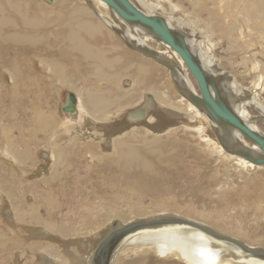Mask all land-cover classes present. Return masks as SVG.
<instances>
[{
  "label": "bare ground",
  "instance_id": "1",
  "mask_svg": "<svg viewBox=\"0 0 264 264\" xmlns=\"http://www.w3.org/2000/svg\"><path fill=\"white\" fill-rule=\"evenodd\" d=\"M76 1L0 0V75L11 83L0 93L14 98L3 110L13 119L22 98L33 114L24 127H36L18 143L3 134L1 153L16 168L0 163L10 219L35 250L29 260L97 264L98 247L120 232L108 264H264V166L238 155L261 158L258 146L212 120L181 59L146 27L99 0H86L90 8ZM129 1L183 37L219 100L264 138V0H184L185 9L165 0L184 23L158 4ZM218 43L231 54V72L213 56ZM48 88L66 91L57 112ZM34 167L37 177L16 181ZM84 184L99 206L87 220H49L47 208L59 205L53 190ZM124 189L150 193L144 209L158 210L118 213ZM17 190L32 195L26 210ZM135 222L142 227L124 233Z\"/></svg>",
  "mask_w": 264,
  "mask_h": 264
},
{
  "label": "rangeland",
  "instance_id": "2",
  "mask_svg": "<svg viewBox=\"0 0 264 264\" xmlns=\"http://www.w3.org/2000/svg\"><path fill=\"white\" fill-rule=\"evenodd\" d=\"M71 1L73 3H75V2L79 3L76 0H71ZM146 1L149 3H153V4H158L159 6H161L162 10L158 9L157 11L163 15H169L173 18H177L180 21H182L183 23H184V21L185 22L188 21V19L183 15L182 12H179V10L171 12L169 4L165 0H146ZM172 3L178 4L182 9L187 8V4L185 3L184 0H172ZM80 4H83L85 7H89V8H90V6L93 7L92 4L86 0H81ZM122 43L125 46H127L124 42H122ZM216 47H218V48H216ZM225 47L226 46L224 44L222 45L220 43V45H219V43H218V46H215V50L213 51V56L216 55L215 56L216 60H218V59L221 60V58H222V60L220 62H222L221 64L225 68V71L231 72V58H230L231 54L227 50V47L226 48ZM224 64H225V66H224ZM44 83H47V81L44 80ZM0 84H2V86L4 88L6 87L7 91H9L11 83L9 82V80H7L6 75H0ZM23 86L26 87L25 85H23ZM4 88H1V91H3V92L0 93L1 94L0 96H3L2 98L0 97L1 111L3 110V108L5 106L12 104L11 100L14 99L13 97H11L10 93H8V96L6 95V97H5V95H4L5 89ZM44 92H45L44 95H45L46 100L51 101L50 106L52 107V110L57 112L56 109H58V107H56V106L59 105L63 100H65L66 91L62 90V91H58L57 93L56 92L53 93V91H51L48 88V89H44ZM29 97L31 98L32 96H29ZM21 100H22V98H21ZM21 100L18 99L17 101H15V103L13 105L15 108V111L17 112V115H15L13 117V119L8 118L7 114L9 112H7V111L5 112L4 110L2 112L0 111V113H1L0 116L3 118V124H4L3 128L0 127V143H1L0 144L1 145L0 146V163L6 165L7 167H10V165H11L13 168H16V166L13 163V161L11 160V158L9 156L1 153V148L6 143L5 138H4L5 135H7L8 137L12 136L15 143H18L20 141L19 138L21 135H24V136L27 135L28 136L29 134H33V136H34L35 135V129H36V127H31V126L24 127V124H28V118L33 116V114L31 115V112L27 111V109L24 108L23 104H21ZM52 103H55V105H52ZM20 109H21V111H20ZM22 115H23V117H22ZM55 115H58V114H55ZM251 115L253 117H258L257 114L254 115L251 113ZM5 117H7V119ZM60 118H62L63 122L65 121L63 117H60ZM16 121L23 123L22 127L19 124H16ZM256 121L258 122V119L255 120V123H257ZM258 124L259 123H257L256 126H259ZM211 131H213V130H209L210 135H212V133H213ZM3 134H5V135H3ZM40 139H42V137L38 136V140H40ZM36 142H37V140L35 142H32V141L30 142V143H32V145H34V146H32L31 150H32V152L34 151L33 154L35 156V160L39 161L38 155L40 153L39 151H41L39 145H41V144L40 143L38 144V142L37 143ZM6 158H8V159H6ZM36 165H37V163H36ZM74 166L75 167L77 166V168L79 170V165H74ZM73 167L71 168V174L74 171H76V169L74 170ZM35 170H36V167H34V169L31 170V172L29 173L28 176H24V175L20 174V172H17L16 177H18V178L16 179V181H19L22 179L26 180L29 178L31 179V178L35 177V175L37 177V174L33 175ZM87 175L89 177L92 176L89 174H87ZM88 176H87V178H88ZM5 179H7L5 177V174L0 170V183L2 185L7 186V182H5ZM86 188H87V185L84 184L81 187H78V190H80V191H74V190L55 191V190H53L54 194L53 195L51 194V197L55 202H59V205L55 203L53 208H47L48 209V216H47L48 219L52 220V221H56L59 224H65L66 222H68L69 224H74V225H78V224L80 225V223H82L83 220H87L85 214H86L88 208L96 210L99 206L97 204H95V201H94L95 195H93L92 192H90L89 190H86ZM179 190H181V189H179ZM17 193H18V197L15 199V201H18L20 208H22L23 210H26L27 209L26 203H32L33 198H30V197H32V195L27 197L28 194L24 195L22 192H19L18 190H17ZM146 194L147 195L142 194L141 196L138 197V196H136V194L130 195V193H128L127 190L124 189L122 191V197L119 199V203L117 205L116 210L119 211L118 213L124 212L126 214L130 213V212H140V211H142L144 213L147 211H153V210L157 211L158 209H156V207H152V208L148 207L146 210L144 209L147 205L148 200L151 199V196H150L151 194L150 193H146ZM133 196L135 199L132 198ZM87 198H89V201H87ZM83 199H84V201H83ZM99 203L101 204V202H99ZM7 204H8V201L6 199V195H5L4 191L0 190V235L5 237V242L0 241V264H8V263L9 264H35V260L34 259L29 260L30 256L28 255V253L33 254V252L35 250L31 249L32 244L30 243V241L27 240V238L24 237V234H21L18 231V229H16L19 227V224L18 225L15 224L13 222V219H10V212L11 211H10L9 206ZM18 204H17V207H18ZM84 204H86V205H84ZM118 208H120V209H118ZM91 212H94V211H91ZM229 213H231V212H229ZM49 229L53 230L54 227L49 226ZM21 253H22V256H20Z\"/></svg>",
  "mask_w": 264,
  "mask_h": 264
},
{
  "label": "water",
  "instance_id": "3",
  "mask_svg": "<svg viewBox=\"0 0 264 264\" xmlns=\"http://www.w3.org/2000/svg\"><path fill=\"white\" fill-rule=\"evenodd\" d=\"M107 6L109 11L113 12L123 22L132 24L137 23L146 27L149 32L155 36L159 41L168 46L183 62L185 68L193 78L200 94V102L203 108L207 111L208 115L215 122H220L226 127H230L238 131L249 141L254 143L261 152V158H251L244 153H239L241 157H245L247 161L264 166V138L251 131L235 114L231 112L228 105L220 101L216 96L214 88L209 83L207 76L191 50L187 47L183 37L180 34L173 33L166 23L155 17H149L141 13L129 0H99ZM213 91V93H212ZM215 94V95H214ZM142 223H130L123 230L124 233L131 232L142 227ZM120 232H116L109 236L97 249L95 258L97 264H108L111 251L117 243V237ZM116 237V238H115Z\"/></svg>",
  "mask_w": 264,
  "mask_h": 264
}]
</instances>
